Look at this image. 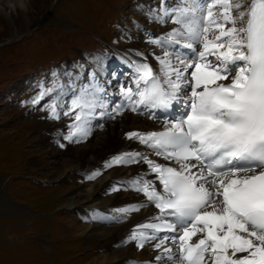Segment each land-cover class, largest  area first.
I'll list each match as a JSON object with an SVG mask.
<instances>
[{"label":"snow or ice","instance_id":"obj_1","mask_svg":"<svg viewBox=\"0 0 264 264\" xmlns=\"http://www.w3.org/2000/svg\"><path fill=\"white\" fill-rule=\"evenodd\" d=\"M146 19L172 25L160 36L135 26L160 50L151 53L154 64L136 51L140 59L121 60L129 79L115 84L103 78V56L75 75L54 69L52 87L38 85L30 103L45 119L71 121L62 130L67 144L86 142L125 113L160 126L125 133L148 154L116 153L86 175L93 181L113 167L146 166L110 189L143 202L116 215L93 211L89 220L122 223L154 209L123 241L151 245L149 264H264V0H160Z\"/></svg>","mask_w":264,"mask_h":264},{"label":"rangeland","instance_id":"obj_2","mask_svg":"<svg viewBox=\"0 0 264 264\" xmlns=\"http://www.w3.org/2000/svg\"><path fill=\"white\" fill-rule=\"evenodd\" d=\"M36 1L40 6L34 9L31 21L38 20L42 13L46 14L45 10L53 0ZM120 1L123 3L125 0ZM15 2L16 0H0L2 6ZM96 3L102 7L105 4L103 0H96ZM94 5L95 2L92 1L87 4L90 7ZM60 8L63 9L64 6ZM77 13L80 17L76 20L72 19L71 14L59 9L55 11L56 17L46 16L47 19L36 27L34 35L8 47L4 52L2 69H12L13 75L18 71L19 74L36 67L31 66L35 61L46 63L48 68L58 59L64 62V55L70 54V49L63 51L70 46V41L67 42L64 34L72 32L64 31L60 27L68 28L62 25L65 21L68 22L67 17L79 24L92 22L98 25L102 33H106V29L100 27L103 23H95L93 11L92 14L86 12L82 5ZM60 15L62 18H59ZM24 20V15L16 17L11 28L24 27ZM0 25H3L1 21ZM33 26L34 23L30 27ZM80 26L83 29L74 33L75 38H99L89 24ZM100 41L72 40L73 44L78 43L79 46L86 45L89 48L98 46ZM44 45L48 48L45 49ZM77 51L80 52V49ZM19 77H16L15 83L19 82L21 76ZM6 81L7 76L0 75V84ZM1 107L0 102V264H91L95 256L94 248L88 243L91 238L71 237L66 233L68 223L78 221L71 220L73 217L69 216L70 211L67 207H62L66 204L67 190L73 184L51 182L56 174L57 161L62 157L51 158V148L42 137L37 136L36 130L29 125L21 126L13 111ZM23 175L27 178L35 177L47 186L30 184L28 180L21 178Z\"/></svg>","mask_w":264,"mask_h":264},{"label":"bare ground","instance_id":"obj_3","mask_svg":"<svg viewBox=\"0 0 264 264\" xmlns=\"http://www.w3.org/2000/svg\"><path fill=\"white\" fill-rule=\"evenodd\" d=\"M134 41L135 42L131 45L117 47L120 50H117L114 47L115 49L113 50V55L94 54L95 56H92H103L105 58V62H108L111 66H114L115 64H122L121 60L126 59L129 56L133 59H140V57L135 56L136 51L143 52L149 56L148 51L145 48L147 47L145 40L134 39ZM122 49L125 50L123 51ZM87 58L86 62L88 67H85V69L90 68V66L94 67L93 59L88 58L87 61ZM76 70L81 71L79 69ZM107 70L108 69L105 68L104 74L108 72ZM149 123L150 122L146 119L129 115L125 117L122 129L116 126V123H113L109 126V129L99 132L96 137H92L85 145L76 147L70 145L67 152L53 148L49 149L51 158H58L59 156L62 157L57 161L56 174L51 182L69 183L67 181L75 180V178L79 175V172H83L85 174L83 177L86 178V175L93 170L98 168L102 169L103 164L105 163L101 164L99 162L102 158L107 161L116 153L126 151V147L129 143L128 140L125 139L126 132L133 131L140 126L148 125ZM138 170L139 166L136 165L128 167H113L104 171L102 176L98 177L94 181H90L91 183H88L85 187L76 181V183L71 185V187L67 190V194L65 195L66 204L64 203L65 206L62 207H67L68 210H72L74 208L81 209L84 217L78 221L68 223L66 226V233L71 237L84 236L101 241H106L108 239H111L112 241L110 245L106 246L105 251L94 256L91 264H132V262L138 260H134L137 255L140 259L144 260V264H149V262L153 260V256L147 250L139 252L134 242L128 244L123 243L132 226L139 223L141 220H145V209H141L140 212L133 213L122 223H98L89 220L90 214L93 211H101L105 214L116 215L114 209L140 203L139 199L142 198L138 197V194L134 192L110 191L114 182L130 179V173H135Z\"/></svg>","mask_w":264,"mask_h":264}]
</instances>
